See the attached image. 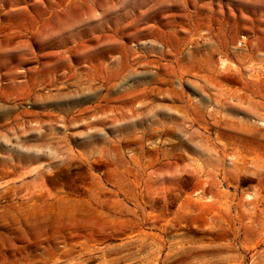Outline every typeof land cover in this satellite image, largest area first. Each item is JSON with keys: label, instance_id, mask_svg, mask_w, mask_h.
Segmentation results:
<instances>
[{"label": "rangeland", "instance_id": "374dc122", "mask_svg": "<svg viewBox=\"0 0 264 264\" xmlns=\"http://www.w3.org/2000/svg\"><path fill=\"white\" fill-rule=\"evenodd\" d=\"M0 264H264V0H0Z\"/></svg>", "mask_w": 264, "mask_h": 264}, {"label": "bare ground", "instance_id": "6f19581e", "mask_svg": "<svg viewBox=\"0 0 264 264\" xmlns=\"http://www.w3.org/2000/svg\"><path fill=\"white\" fill-rule=\"evenodd\" d=\"M40 223H41V222H40ZM132 240H133V239H132ZM132 240H131V241H132ZM136 241H137V240H136ZM140 241H141V240H140ZM143 241H144V240H143ZM128 243H129V242H128ZM135 245H136V244H135ZM125 247H126V246H125ZM127 247H128V246H127ZM112 257H113V256H112ZM88 259H89V258H88ZM105 260H106V259H105ZM120 260H121V259H120ZM118 261H119V260H118ZM118 261H117V262H118ZM107 262H108V260H107ZM112 262H113V261H112ZM110 263H111V262H110Z\"/></svg>", "mask_w": 264, "mask_h": 264}]
</instances>
